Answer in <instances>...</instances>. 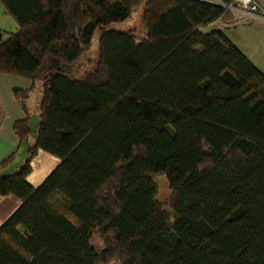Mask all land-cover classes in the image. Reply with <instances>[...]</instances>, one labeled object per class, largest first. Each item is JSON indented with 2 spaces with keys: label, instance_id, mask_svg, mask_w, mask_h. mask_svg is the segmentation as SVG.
<instances>
[{
  "label": "trees",
  "instance_id": "1",
  "mask_svg": "<svg viewBox=\"0 0 264 264\" xmlns=\"http://www.w3.org/2000/svg\"><path fill=\"white\" fill-rule=\"evenodd\" d=\"M0 3L16 24L0 30V73L40 81L32 135L27 117L12 125L32 141L0 175V195L20 200L0 224V264H264V75L221 30L200 29L220 5ZM140 6L139 33L103 30L92 69L63 72L96 28ZM13 94L24 108L26 91ZM37 150L59 162L32 186Z\"/></svg>",
  "mask_w": 264,
  "mask_h": 264
},
{
  "label": "crops",
  "instance_id": "2",
  "mask_svg": "<svg viewBox=\"0 0 264 264\" xmlns=\"http://www.w3.org/2000/svg\"><path fill=\"white\" fill-rule=\"evenodd\" d=\"M210 3H225L226 0H202ZM258 9L264 12V0H254ZM16 24L14 20L5 14L0 3V30L14 31ZM202 31L219 29L238 48V50L264 75V19L241 18L233 19L231 10L222 8V13L211 22L200 27ZM36 82V81H35ZM35 82L30 79L6 75L0 73V161L13 155L12 161L0 169V175L14 172L21 164L26 153L24 140L19 141L12 130L15 121L27 117L29 129L34 131L38 119L30 121L31 109H35L39 95L36 93L32 102L31 92ZM26 91L27 95L22 99V108L15 98L13 92ZM31 131V130H30ZM32 131V132H33ZM25 146V147H24ZM59 159L43 150H37L30 163V171L26 181L37 186L46 175L56 166ZM20 200L12 194L0 195V224L19 205Z\"/></svg>",
  "mask_w": 264,
  "mask_h": 264
},
{
  "label": "rangeland",
  "instance_id": "3",
  "mask_svg": "<svg viewBox=\"0 0 264 264\" xmlns=\"http://www.w3.org/2000/svg\"><path fill=\"white\" fill-rule=\"evenodd\" d=\"M109 28L119 30V31L134 29L136 33H139L142 29L141 6L138 7L135 11H133L131 15L122 22L110 23L107 26H99L98 28H96L91 38V44H90L89 50L83 52V54L79 57V59L74 64L64 68L63 72L66 75L77 77V76H80L84 71L92 69V67L94 66L95 60H96L97 37L103 30L109 29ZM39 89H40V81L37 80L35 82L33 91L31 92L32 102L35 98V94L37 93L39 95L40 93ZM36 117H37V113L35 109H33V111L31 109L30 121L35 120ZM30 130H31V135H32L33 130L32 129ZM27 141L31 143L32 141L31 136L28 137ZM25 143L26 141L23 142L22 145H25ZM154 181L157 185V199L162 201L168 195L167 184L162 176L155 177ZM90 243L95 249L102 248V242L96 234H93L91 236Z\"/></svg>",
  "mask_w": 264,
  "mask_h": 264
},
{
  "label": "built area",
  "instance_id": "4",
  "mask_svg": "<svg viewBox=\"0 0 264 264\" xmlns=\"http://www.w3.org/2000/svg\"><path fill=\"white\" fill-rule=\"evenodd\" d=\"M219 5L231 10L233 19L244 17L264 19V12L258 9L254 0H228L225 3H219Z\"/></svg>",
  "mask_w": 264,
  "mask_h": 264
},
{
  "label": "water",
  "instance_id": "5",
  "mask_svg": "<svg viewBox=\"0 0 264 264\" xmlns=\"http://www.w3.org/2000/svg\"><path fill=\"white\" fill-rule=\"evenodd\" d=\"M214 4H217V3H214ZM219 4V3H218Z\"/></svg>",
  "mask_w": 264,
  "mask_h": 264
}]
</instances>
